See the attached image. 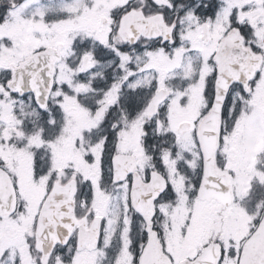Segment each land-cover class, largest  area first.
Returning a JSON list of instances; mask_svg holds the SVG:
<instances>
[{"label":"snow or ice","instance_id":"snow-or-ice-1","mask_svg":"<svg viewBox=\"0 0 264 264\" xmlns=\"http://www.w3.org/2000/svg\"><path fill=\"white\" fill-rule=\"evenodd\" d=\"M0 264H264V0H0Z\"/></svg>","mask_w":264,"mask_h":264}]
</instances>
